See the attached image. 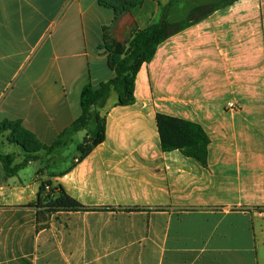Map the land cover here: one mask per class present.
<instances>
[{
    "label": "crops",
    "instance_id": "1",
    "mask_svg": "<svg viewBox=\"0 0 264 264\" xmlns=\"http://www.w3.org/2000/svg\"><path fill=\"white\" fill-rule=\"evenodd\" d=\"M105 1L0 0V124L19 120L50 146L81 115L82 88L114 76L108 45L158 23L172 0L121 14ZM134 96L116 106L111 92L105 140L81 160L62 149L84 131L50 153L0 136L11 167L35 157L13 175L0 162V264H264V0L168 37ZM158 113L203 128L207 167L161 149ZM47 182L86 211L54 212L37 229L32 205Z\"/></svg>",
    "mask_w": 264,
    "mask_h": 264
},
{
    "label": "trees",
    "instance_id": "2",
    "mask_svg": "<svg viewBox=\"0 0 264 264\" xmlns=\"http://www.w3.org/2000/svg\"><path fill=\"white\" fill-rule=\"evenodd\" d=\"M192 1L193 4L178 8L179 0H172L165 6L158 23H153L143 30H134L128 42L108 45V64L114 76L100 83L97 88H93L90 83L82 88L80 93L81 115L73 121L69 128L61 132L50 146L39 143L31 133L23 128L19 120L2 122L0 136L9 131V143L19 145L25 152L35 153L44 150L50 153L54 149L66 147L71 133L84 131L85 136L77 146L78 160L87 156L105 140V116L101 114V110L105 107L111 92L117 95L116 106L134 105L136 75L144 63H149L153 59L157 47L171 35L197 22L214 10L237 0ZM108 2L105 1L103 4L113 8L117 14H121L129 11L142 0H110ZM155 120L160 146L164 152L179 151L183 156L195 159L203 167H207L209 139L199 124L160 113L156 114ZM29 159L33 160L35 157H27L24 162L11 167L13 156L0 153V162L5 175H13ZM32 207L36 209L37 229L45 228L47 217L54 212L86 211L62 188L52 187L49 182L41 184L37 200Z\"/></svg>",
    "mask_w": 264,
    "mask_h": 264
},
{
    "label": "rangeland",
    "instance_id": "3",
    "mask_svg": "<svg viewBox=\"0 0 264 264\" xmlns=\"http://www.w3.org/2000/svg\"><path fill=\"white\" fill-rule=\"evenodd\" d=\"M81 143V136L76 135L75 137L73 136L71 139V142L67 145L66 148L62 149V153L66 154L67 156H73L76 154V147L77 145ZM20 150V149H19Z\"/></svg>",
    "mask_w": 264,
    "mask_h": 264
},
{
    "label": "built area",
    "instance_id": "4",
    "mask_svg": "<svg viewBox=\"0 0 264 264\" xmlns=\"http://www.w3.org/2000/svg\"><path fill=\"white\" fill-rule=\"evenodd\" d=\"M229 108H232L233 107V104L229 103L227 104Z\"/></svg>",
    "mask_w": 264,
    "mask_h": 264
}]
</instances>
